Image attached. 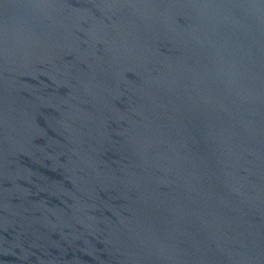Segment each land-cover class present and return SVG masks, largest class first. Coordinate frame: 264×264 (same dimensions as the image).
<instances>
[{
	"label": "water",
	"instance_id": "95a60500",
	"mask_svg": "<svg viewBox=\"0 0 264 264\" xmlns=\"http://www.w3.org/2000/svg\"><path fill=\"white\" fill-rule=\"evenodd\" d=\"M0 264H264V0H0Z\"/></svg>",
	"mask_w": 264,
	"mask_h": 264
}]
</instances>
